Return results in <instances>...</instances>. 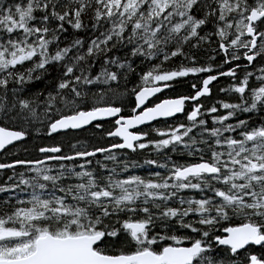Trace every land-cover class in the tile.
Here are the masks:
<instances>
[{"label": "snow or ice", "instance_id": "6c2138e0", "mask_svg": "<svg viewBox=\"0 0 264 264\" xmlns=\"http://www.w3.org/2000/svg\"><path fill=\"white\" fill-rule=\"evenodd\" d=\"M0 150V264H264V0H0Z\"/></svg>", "mask_w": 264, "mask_h": 264}, {"label": "flooded vegetation", "instance_id": "af4514ba", "mask_svg": "<svg viewBox=\"0 0 264 264\" xmlns=\"http://www.w3.org/2000/svg\"><path fill=\"white\" fill-rule=\"evenodd\" d=\"M229 83L227 78H218V81L213 82V95L218 98H228L223 93H219V87H226ZM234 98V97H233ZM87 132H90V136L92 139L97 138V143H105V140L101 138L100 134L94 129H88ZM9 175L11 174V170H9ZM5 179L4 171L0 170V180ZM2 195V194H0Z\"/></svg>", "mask_w": 264, "mask_h": 264}, {"label": "trees", "instance_id": "16d2710c", "mask_svg": "<svg viewBox=\"0 0 264 264\" xmlns=\"http://www.w3.org/2000/svg\"><path fill=\"white\" fill-rule=\"evenodd\" d=\"M79 133V132H78ZM30 140H32L30 142ZM87 141H89L90 143H97V138L95 139H88ZM41 143V140L39 138H35V139H27L24 143V145L28 146L27 149L28 151L25 152V151H22L21 153H16L15 155L16 156H19L21 158H25V157H32V156H35V151H34V148H33V145H36V144H40ZM133 158H136V157H133ZM8 160H10V157H4L2 160L0 159V162H7ZM138 173H141L142 174V170L140 169H137L136 170Z\"/></svg>", "mask_w": 264, "mask_h": 264}, {"label": "rangeland", "instance_id": "374dc122", "mask_svg": "<svg viewBox=\"0 0 264 264\" xmlns=\"http://www.w3.org/2000/svg\"><path fill=\"white\" fill-rule=\"evenodd\" d=\"M90 132H87V131H83V132H74V133H72V135H74L75 136V138L76 139H79V140H88V139H92L91 138V136H90ZM29 140V139H28ZM32 140H30V142H31ZM28 146H26V145H18L17 146V148L14 150L15 151V154L16 153H21L22 151H24V148H27ZM37 154L35 153V156H36ZM7 157V155L6 154H0V159L2 160L4 157Z\"/></svg>", "mask_w": 264, "mask_h": 264}, {"label": "water", "instance_id": "95a60500", "mask_svg": "<svg viewBox=\"0 0 264 264\" xmlns=\"http://www.w3.org/2000/svg\"><path fill=\"white\" fill-rule=\"evenodd\" d=\"M77 132H79V131H77ZM3 151L2 150H0V154L2 153ZM3 171V170H2ZM257 248H258V246H257Z\"/></svg>", "mask_w": 264, "mask_h": 264}, {"label": "bare ground", "instance_id": "6f19581e", "mask_svg": "<svg viewBox=\"0 0 264 264\" xmlns=\"http://www.w3.org/2000/svg\"><path fill=\"white\" fill-rule=\"evenodd\" d=\"M5 154V153H4Z\"/></svg>", "mask_w": 264, "mask_h": 264}]
</instances>
